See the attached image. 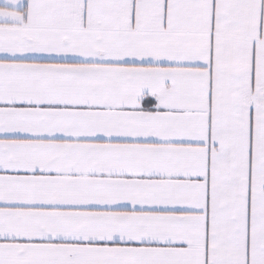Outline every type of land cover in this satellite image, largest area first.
<instances>
[{"label":"snow or ice","instance_id":"obj_1","mask_svg":"<svg viewBox=\"0 0 264 264\" xmlns=\"http://www.w3.org/2000/svg\"><path fill=\"white\" fill-rule=\"evenodd\" d=\"M0 264H264V0H0Z\"/></svg>","mask_w":264,"mask_h":264}]
</instances>
